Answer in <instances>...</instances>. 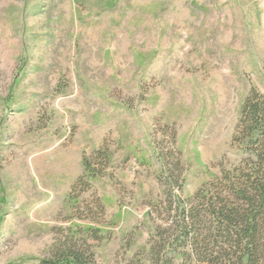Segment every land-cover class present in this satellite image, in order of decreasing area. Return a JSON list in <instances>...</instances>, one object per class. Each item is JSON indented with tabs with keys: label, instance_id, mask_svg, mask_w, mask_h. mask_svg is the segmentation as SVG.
I'll return each mask as SVG.
<instances>
[{
	"label": "rangeland",
	"instance_id": "obj_1",
	"mask_svg": "<svg viewBox=\"0 0 264 264\" xmlns=\"http://www.w3.org/2000/svg\"><path fill=\"white\" fill-rule=\"evenodd\" d=\"M251 88L264 0H0V264H206L167 228L229 196Z\"/></svg>",
	"mask_w": 264,
	"mask_h": 264
},
{
	"label": "trees",
	"instance_id": "obj_2",
	"mask_svg": "<svg viewBox=\"0 0 264 264\" xmlns=\"http://www.w3.org/2000/svg\"><path fill=\"white\" fill-rule=\"evenodd\" d=\"M233 140L246 141L250 153L236 174L224 176L229 196L214 203L203 195L196 205L178 204L179 218L167 230L177 233V239L184 238L190 252L202 256L200 262L264 264V96L255 88L242 105ZM202 221L209 227L201 241L194 226ZM60 257L50 264H89L76 248L62 252Z\"/></svg>",
	"mask_w": 264,
	"mask_h": 264
}]
</instances>
